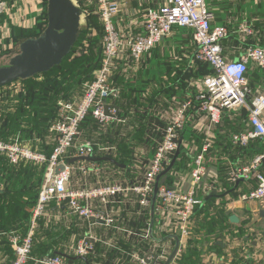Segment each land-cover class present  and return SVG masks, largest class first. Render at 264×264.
<instances>
[{
  "label": "built area",
  "instance_id": "obj_1",
  "mask_svg": "<svg viewBox=\"0 0 264 264\" xmlns=\"http://www.w3.org/2000/svg\"><path fill=\"white\" fill-rule=\"evenodd\" d=\"M36 1L41 6L37 22L44 15L45 0ZM86 1L88 6L96 7L91 13L99 17L104 29L102 66L94 72V80L87 85L83 96L58 102V117L50 128L56 142L54 151L48 156L18 142L7 143L0 140V155L11 165L24 163L46 166L28 233L9 235V243L14 251L12 264H28L39 220L50 221L49 208L53 203L58 206L66 205L72 214L81 219L105 223L108 226L115 223L111 215L113 208L110 207L119 197L124 199L122 202L125 205H129L130 198L136 195L142 207L152 208L158 178L170 166L175 153L187 149L194 156L190 175L191 188L183 190L181 183H178L179 180L173 185L162 184L159 186L154 205V213L158 217L161 230L169 232L170 239H176L179 244L174 262L192 237L193 218L197 208L203 204L198 191L202 189L211 193L216 188L214 182L208 180L210 179L208 157L214 148L215 129L222 123L225 112L246 110L248 113L249 129L234 133L233 145L245 148L256 140L264 142V93L253 96L247 77L252 64L264 70V47L249 45L237 59L225 55L222 42L229 38L230 31L224 26L212 27L214 14L210 11L207 0H161L159 6L143 10L141 20L132 19L125 27H119L117 24V18L123 12L118 1ZM137 1L142 3V0ZM32 4L33 0H0L1 61L4 59L11 61L20 51L21 45L18 46L13 41L14 29H30L36 24L28 27L26 21H22L18 16L22 10L27 11V5ZM77 5L79 6L78 1ZM47 8L48 0L46 10ZM91 13L83 14L87 17L91 16ZM175 28L193 31L196 44L194 59L209 64L214 74L205 77L200 91L166 118L168 123L163 139L158 142L150 164L146 163L143 153L136 158L133 163L135 169L142 171L147 168L141 183L108 185L99 181L97 186H89L87 181L92 175L101 177L103 173L112 170L103 168L98 163L87 162L78 168L86 184L75 189L72 182L76 175L74 173L78 170L73 164L68 163L70 159L96 157L97 151L104 156L117 152L115 147L85 140L82 124L90 115L101 127H106L112 122H125L119 117L113 105H110L111 100H117L120 96V90L113 85L115 71L121 68L126 75L137 71L144 59L151 55L162 40L170 37ZM237 32L243 43H248L249 38L255 35L253 26L247 22L242 23ZM18 48L19 51L16 52ZM20 90L22 89L18 91ZM189 124L204 137L202 149L196 155L193 153V150L195 153L197 151L195 143L191 144L184 139L183 131ZM61 165H64L65 169L57 174L56 171ZM263 167L264 152L257 155L248 167L232 170L230 180L237 182L254 177L257 180V187L243 199L260 203L264 211ZM3 189L4 185L0 183V190ZM126 233L129 240L137 237L131 231ZM74 251L79 256L88 257L96 251V245L90 239L83 238L74 247ZM170 251L168 241L167 244L163 242L161 245H155L141 256L131 255V258L135 264H165ZM37 264L68 262L62 256L56 255L39 259Z\"/></svg>",
  "mask_w": 264,
  "mask_h": 264
},
{
  "label": "crops",
  "instance_id": "obj_2",
  "mask_svg": "<svg viewBox=\"0 0 264 264\" xmlns=\"http://www.w3.org/2000/svg\"><path fill=\"white\" fill-rule=\"evenodd\" d=\"M116 1L121 4L123 9L122 15L117 18V24L119 27H125V25L135 18L141 20V12L143 10L161 4V0H142L141 4L137 0ZM207 3L210 11L214 14L212 27L224 26L230 31L229 38L222 42L225 55L231 59H237L241 55L243 49L249 45H256L258 47L264 46V0H240L237 2L234 0H207ZM231 4H234V6L231 7ZM40 8L41 6L38 5L37 1L33 0L32 5H27V11L24 12V10H22L18 16L22 21H26L28 27H31L36 23ZM14 12H16V9ZM244 22L251 24L255 30V35L252 38H249L248 43H243L237 32L239 26ZM172 36H178V39L184 43L185 51H183V57L189 61L191 66L196 65V60L194 59L196 44L194 42L193 31L185 28H175L170 37ZM170 37L162 40V42L153 50L151 55L144 59L145 70H147L148 67L151 69L152 64L148 63V61H155L158 56L164 55L160 49L164 48L163 46L166 45ZM161 68L162 67H160V69ZM257 68L258 67L253 64L250 65L251 70ZM147 73L148 71H145V75ZM153 74L154 73L150 72L151 76ZM131 75L133 76V79ZM136 75L137 74L134 72H131V74L126 77H131V82H134ZM161 76L163 79H168L167 74ZM181 76L182 75L177 72L174 75V79ZM118 78L123 77L119 76L117 79ZM248 81L250 84L249 79ZM114 83L116 84V81ZM260 83L258 89L254 92L255 94L252 92L253 96L264 93V77ZM172 85H174V88H172L173 90L171 92L160 93L156 100L154 99L152 104L155 106L150 110V112L155 114L157 119L163 124L161 127H158L157 124L154 125V127L157 128L155 133H160V136L148 133L145 138L146 143L140 147L137 146L134 149V152L132 150V164L135 163L136 158L142 153L146 159V163H148V165L150 164L155 152L152 155V148L147 141H150V143H153L157 147L158 142L163 139L164 130L167 127L168 122L166 118L175 113L174 110L182 105L183 102L191 99L193 93L195 94V92L199 91L198 87L200 89V86H195L194 82H192L191 86L187 89L188 91L186 90L189 92L187 95L183 94L181 91L179 82H172ZM115 87L119 89V87ZM10 94L11 93H8L7 96ZM148 94L149 91H146L143 94V98L145 99ZM127 103L128 101H126V103L125 101L121 102L122 105H127ZM110 105H113L118 111L119 117L125 121L121 123L122 125H118L121 126L122 129L120 135L116 136L117 139L123 138L127 141H132L131 133L135 132L134 126L139 124L138 120L131 118L127 114H125V117H122V111L124 113V110L116 104L115 100H111ZM144 109L146 108H141V110ZM243 112V110L227 111L224 114L225 118L227 117L229 119V124L232 128V133L229 134L230 140H232V135L234 133L244 132L249 129L248 120L243 118ZM131 122L133 124H131ZM109 125L101 127V130L104 131V135L108 134ZM191 128L198 133L193 125ZM105 131H107V133ZM214 134L216 138L215 141H217V139L219 140L218 133ZM184 139L191 144H193V142L195 143L197 151L195 153L193 150L194 155L201 150V147L195 138H189L188 135L184 134ZM99 144L116 148L115 144L110 145L109 143L103 142ZM231 145L232 147L228 148L227 143L225 145L219 144L215 147V151H212L213 155L208 157V167L211 179L208 180L214 182L216 185L215 190L217 191V196L209 198L215 190L211 193L207 191L205 192L202 189L198 191V196L202 201L204 200V205H206V202L212 200L211 205L206 206L210 210L206 221H208V224H211L212 227L209 226L207 229L205 228L206 224L202 222L204 219L203 215H200L197 218L196 215L199 213H197L196 210L193 218L194 223L191 240L195 244L193 251L196 253V259H198L197 264H264V211L262 210L260 203L243 199V197L257 187V180L254 177H251L248 180L241 179V181L239 180L240 183H238V181L232 182L230 180V173L232 170L248 167L252 163L254 160V151L249 149L239 152L237 149L245 148H239L233 144ZM156 147L154 149L155 151ZM183 152L190 157V162L187 164V168H190V172L185 173L184 171L186 167L183 165L182 170L174 172L173 176L174 183L179 180L180 182L178 183H181L183 190L187 191L191 188L190 175L194 156H192L187 149H184ZM117 155L118 152L114 153L112 156L115 157ZM104 157L114 159L109 155ZM94 158L101 157L96 154V157ZM71 160L72 159L69 161ZM87 162L94 161H77V163L74 162L76 164H72L76 170H78L83 163ZM102 162L94 163H98L103 168H109L112 171L103 173L101 177H95L92 175L87 181L89 186H97L99 181L108 185H110V183H141V175H143L141 170H137L132 166L127 168L126 165L122 164H119L121 166L120 168H117L114 165L107 163L103 164ZM126 168L129 173L123 171V169ZM144 170L146 171L147 168ZM262 172L264 173V167L262 168ZM74 174L76 175L73 177L72 186L75 189L84 187L86 181L84 180L82 173L78 170ZM122 200L124 199L121 197L117 198L114 204L110 207L113 208L111 215L115 219V223L112 226H108L105 223L85 221V219H81L72 214L66 205L58 206L55 203L50 205L49 219L51 222V229L57 234V237L51 241H58V243L56 242V245L64 248L65 255L71 258L79 257V255L75 253L74 247L83 238L90 239L91 242L95 243L96 248H98L99 244L105 246L102 249L98 248L99 250L97 254L94 252L92 255L86 257V261L71 260L70 263L67 258L62 256L67 260L68 264H86L88 263V258L93 264H106L107 261L110 260V254H113L114 252L112 258L117 257V259H113L111 262L112 264H135L131 255L138 254L141 256L155 245H161L163 242L164 244H167L168 241H170L171 250L168 261L170 260L177 247V240L173 238L170 239V233L161 230L157 220L158 217L155 215L154 210L152 208L142 207L139 204L140 200L136 195H133L130 198L129 205H125ZM232 216L235 217V221L231 220ZM197 222L202 223L199 225ZM202 224H205V227H203ZM130 231L133 234H136L137 237L134 236L129 240L126 232ZM2 238L3 237L0 235V243H2ZM1 247H3V245H1L0 248ZM101 250L104 255H100ZM187 250L188 245L181 255L177 256V259L174 260V262L173 260L171 261L173 262L172 264H186L185 262L182 263V260ZM101 259L103 262H101ZM5 261L6 256L4 255V252L0 250V264H5ZM168 261H166L165 264H167ZM171 262L169 264H171Z\"/></svg>",
  "mask_w": 264,
  "mask_h": 264
},
{
  "label": "trees",
  "instance_id": "obj_3",
  "mask_svg": "<svg viewBox=\"0 0 264 264\" xmlns=\"http://www.w3.org/2000/svg\"><path fill=\"white\" fill-rule=\"evenodd\" d=\"M77 1L83 13H91L96 10L95 6H88L86 0ZM230 6L233 7L234 4H231ZM46 7L47 0H45L44 15L38 19L33 28L14 29L13 41L16 45L22 44L29 39H37L44 33L48 26ZM86 19L88 21L87 26L80 33L72 51L62 63L52 67L48 71L36 74L33 77L19 80L20 82H23L24 85L31 80L39 78L47 80L46 82L39 83V85H35L32 88L26 84L23 91L16 94H10L9 96L0 99V140L7 143L18 142L48 156L52 154L56 147V142L54 141V133L51 132L50 128L52 122L58 117V102L64 99L73 100L83 96L87 85L94 80V72L102 66L104 29L99 17L94 13H91V16H87ZM78 51L83 52L82 56H77ZM155 62L156 61L154 60L148 61V63H151L152 65H157ZM183 62L189 63V61ZM196 65L198 69V74H196L197 79L214 74V71L209 64L196 61ZM157 67L159 68L160 66ZM190 67L192 68L193 66L190 65ZM145 71H148L146 75ZM133 72L137 74L134 82H131L133 76L131 75L132 79L130 80L131 77H126L127 75L123 73L121 68L115 71L112 79L113 85L120 89L119 98H121H118L119 100L117 99L115 101L116 104L124 110V113L122 111V117H125V114H127L139 122V124L134 126L135 132L131 133L132 141H127L123 138L117 139L116 136L120 135L122 129L121 126H118L122 124L118 122L110 123L107 135H104L101 126L91 115L87 117L86 121L81 126L82 131H84L85 139L91 140L97 144L102 142L109 143L110 145L115 144L118 155L113 157V154H111L109 156L113 157L119 164L126 165L127 168L129 166L133 167V164L131 163L133 158V156H131L132 150L134 152V149L137 146L140 147L146 143L145 138L148 133L160 136V133H155L157 128H155L154 125L157 124L158 127H161L163 124L157 119L155 114L150 112L155 106L152 102L154 99L156 100L160 93H169L173 90L172 88H174V85L172 84L164 85L163 81H160L155 73L151 76V69L148 67V69L145 70L144 61L141 67ZM119 76L123 78L117 79ZM247 77L250 80L249 86L254 93L261 84L260 81L264 77V70L260 68L255 70L249 69ZM115 81L116 84L114 83ZM172 82H179V87L183 94H189V92H187V89L189 88L188 84L186 81L182 82V76L173 79ZM184 82L186 84H184ZM9 85L0 87V90L7 88ZM146 91H149V94L144 99L143 94ZM197 93L198 92H195V94L193 93V97ZM123 101H125V103L128 101L129 104L122 105L121 102ZM143 107L146 109L141 110ZM243 111V118L248 120V113L246 110ZM131 124L133 123L131 122ZM191 127L192 125L189 124L183 132L188 135L189 138H195L202 149L204 137L193 131ZM107 131L105 132L107 133ZM215 133H218L219 140L217 139V141H215L212 151H215V147L219 144L225 145L227 143L228 148L232 147L231 144L233 143L229 137V134L232 133V128L227 117H223L222 123H220L215 129ZM147 143L152 148L151 153L153 155L156 146L153 143H150V141H147ZM249 149L254 151L255 158L257 155L264 152V142L262 140L253 141L248 147H245V149H237V151L241 152ZM97 152L96 154L99 155V157H104L103 154ZM212 155L213 153L210 154V156ZM189 162L190 157H188L181 149L180 156L178 157L173 170L169 173L167 182L169 185L174 184L173 174L174 172L182 170L183 165L186 167L184 172H190V168H187ZM102 163L111 164L120 168V166L109 161H104ZM127 168L123 169V171L129 173ZM45 172L46 166L39 167L34 164L24 163L20 165H11L4 156L0 155V183L4 185V190H0V235L3 237L1 240L2 243H0V246L3 245V247H1L0 250L3 251L6 256L5 264H12V261L14 260V251L9 243V235L12 233L25 235L30 229L32 213L37 203ZM145 172V170H142L141 173L144 174ZM142 178L143 175H141V179ZM211 202L212 200L206 202V205L202 204L197 208V213L199 214L196 215V217L198 218L200 215H203L204 219L202 222L206 224V227L205 224L202 225L206 229L209 226L212 227V225L208 224V221H206L210 211L206 206L211 205ZM202 222H197V224L200 225ZM50 223L51 222L46 219L39 220V227L34 236L31 259L28 264H37V260L46 256H56L59 253L65 254L64 248L56 245V242L58 243V241H51L57 237V234L51 229ZM194 246L195 244L190 239L188 241V250L184 254L182 263L197 264L198 259H196V253L193 251ZM104 247L105 246L102 244H99L98 246L99 249ZM98 248H96L95 254H97L99 250ZM114 253L110 254V260H108L106 264H112V260L117 259V257L112 258ZM100 255H104L102 250ZM101 262H103L102 259ZM86 264H93V262L88 258V263Z\"/></svg>",
  "mask_w": 264,
  "mask_h": 264
},
{
  "label": "water",
  "instance_id": "obj_4",
  "mask_svg": "<svg viewBox=\"0 0 264 264\" xmlns=\"http://www.w3.org/2000/svg\"><path fill=\"white\" fill-rule=\"evenodd\" d=\"M47 15L48 26L44 33L37 39H29L23 42L20 46V53L11 59L9 65L0 67V87L48 71L52 67L62 63L72 51L78 40L82 25V19L84 16L82 9L73 0H48ZM108 110L109 107H107V112ZM180 153L181 150L176 152L170 166L167 167L158 178L154 191L153 210L159 186L167 183L169 173L174 168ZM77 161H109L115 165L121 166L114 159L109 157L75 158L69 161V164ZM64 169L65 166L61 165L56 173L59 174ZM240 181H238V183H240ZM214 196H217L216 190L209 198ZM231 220L235 221V217L232 216ZM178 246L179 244L177 242V247L167 264H169L175 257ZM59 255L67 258L70 263L71 260L86 261V257L84 256L71 258L62 253H59Z\"/></svg>",
  "mask_w": 264,
  "mask_h": 264
},
{
  "label": "rangeland",
  "instance_id": "obj_5",
  "mask_svg": "<svg viewBox=\"0 0 264 264\" xmlns=\"http://www.w3.org/2000/svg\"><path fill=\"white\" fill-rule=\"evenodd\" d=\"M74 1L77 4V1L76 0H74ZM87 24H88V21H87L86 17L83 16L80 33L87 26ZM80 33H79V35H80ZM20 45L21 44H19L18 46H20ZM163 47L164 48H162L160 50H161L162 54H164V55L157 57V59L155 60L156 61L155 63L157 65H151V72L155 73V75H157V78L160 81H163L164 85H166V84L171 85L172 80L174 79V75L177 72H179V74L182 75V82L186 81V83L188 84V87H190L191 83L194 82V85L200 86V89H201V87H202L201 84H202L203 80L205 79V77L197 79L196 78V74H198V69L196 67L197 65H192L193 67L191 68L190 63L183 62V61H188V60H186L183 57V51H185V46H184V43L178 39V36L170 37L169 40L167 41L166 45ZM18 51H19V48L16 50V52H18ZM19 53H20V51L18 52V54ZM82 54H83L82 51H78L77 56L80 57V56H82ZM9 62H10V60L7 61L6 59H4V61L0 60V67L9 65ZM157 66H160L162 68L160 69V67L158 68ZM166 74L168 75V79L161 78L162 77L161 75H166ZM190 78H192V79H190ZM46 81L47 80L39 78V79L31 80L30 82H27L26 84L32 88L35 85H39V83H44ZM186 83L184 82V84H186ZM25 85L23 82L18 81V82L10 84L7 88L1 89L0 90V99H3L4 97H6L8 93L16 94L20 91H23L25 89ZM19 89H22V90L18 91ZM200 89L198 87L199 91H200Z\"/></svg>",
  "mask_w": 264,
  "mask_h": 264
}]
</instances>
